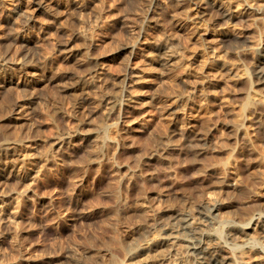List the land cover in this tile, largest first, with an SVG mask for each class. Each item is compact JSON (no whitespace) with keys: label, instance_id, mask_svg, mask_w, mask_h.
<instances>
[{"label":"rangeland","instance_id":"obj_1","mask_svg":"<svg viewBox=\"0 0 264 264\" xmlns=\"http://www.w3.org/2000/svg\"><path fill=\"white\" fill-rule=\"evenodd\" d=\"M21 1L0 0V68L48 54L60 69L32 83L0 82L1 136L28 135L39 161L21 164L20 172L32 168L29 178L8 181L6 206L19 207L16 223L0 234V264H194L158 233L171 223L196 224L214 207L203 242L220 243L226 257L240 244L241 263L259 257L264 264L256 215L264 211V77L257 74L264 70V0H88L84 24L76 13L49 23ZM139 29L151 41L176 34L174 64L155 63L149 55L165 54L138 42ZM67 39L71 60L63 59ZM132 44L142 70L127 92ZM85 69L94 75L84 80ZM83 91L95 102L85 116L67 117L65 107ZM18 102L28 114L8 126L4 117ZM190 102L201 136L172 145L170 121ZM144 113L153 121L142 129ZM67 132L75 134L53 147ZM217 223H247V231L233 236L223 227L222 243Z\"/></svg>","mask_w":264,"mask_h":264},{"label":"bare ground","instance_id":"obj_2","mask_svg":"<svg viewBox=\"0 0 264 264\" xmlns=\"http://www.w3.org/2000/svg\"><path fill=\"white\" fill-rule=\"evenodd\" d=\"M12 1L13 0H11V2ZM24 1L27 3V6L28 7H32L33 10L43 11L45 13V15H46V19L49 20V21L47 20L49 23H51V21H52V23H54L53 21H55L59 17V14H66V15L67 14L68 15L71 14L72 15V14L76 13V14H80L79 21L82 24H84L85 20L83 18V14L85 12H87L88 9H90L89 8L90 4H89L88 0H24ZM92 10H93V8H92ZM90 12L92 13V11H90ZM95 15H97V14H95ZM94 18H96V17L94 16L93 19ZM97 19H95V20H97ZM87 20H88V18H87ZM89 20H90V16H89ZM58 22H59V20H58ZM91 22H93V21H91ZM82 24H80V25H82ZM145 32L146 31L144 29L143 30L139 29V31L137 32V40H138V42H142L143 44L144 43L152 44L153 46L156 47L157 50L162 51L163 54H165V55H158L159 57H156L155 55H149L151 57V59L155 63H158V64H160L162 66L164 64H166V63H168V64H172L173 63L174 64L175 55L173 54V51L171 49V45H172L173 41H175V39H176L175 38L176 34L174 35L172 32L171 33L169 32V34H166L163 37H159L160 39H156L154 41H151L146 36ZM162 35H164V34H162ZM77 37H79V34L77 35ZM149 41H151V42H149ZM70 44H71V41L69 39L65 40V43L63 45L64 49L62 51L63 55H64L63 59L71 60V57L73 58V55H74V51H73V48H72L73 46L70 47ZM256 46H255V48H256ZM258 48H259V46H258ZM127 50H128V53H127L128 55H127L126 65L124 64L126 67L124 69L125 72H124V75H123L124 76L123 77V83H124L123 85H125V88H126L127 92H129L130 90L132 91V88H133L134 84H136L135 83V81H136L135 78H138L136 76L142 70V69H140L142 67H140V64H139V61H140L139 58H140L141 55H139L140 53H139L138 45L137 44L129 45V48H127ZM47 55H44V56L41 55L42 57H40V58L38 57L36 62L34 61L33 63H22V64L21 63H17V64H13V65H10V66L7 64L8 66L1 67L0 68V82L1 81H9L10 83H13V84H15L17 86V85H20V84H24V82H31L37 76H39L41 78L42 77L44 78L48 73H52V71H54L56 69L59 70L60 68L57 65L58 57H56L55 55H54V57H51L50 55L47 56ZM98 57H101V56L99 55ZM145 57H146V55H145ZM258 58H259V56H258ZM84 61H86V60H84ZM141 61H143V60H141ZM99 63L100 62H98V64ZM60 67H61V65H60ZM85 70H84V72H86V74L83 73L84 74L83 76H86V77H84V80H85V78H88V75H89V77H92V73H93V72L91 73L90 70H86V71ZM159 71H160V69H159ZM56 72H58V71H56ZM257 74L259 76H261V77H264V70L259 68L257 70ZM93 75H94V73H93ZM47 77L49 78V76H47ZM89 83H90V81H89ZM2 86H3V84H2ZM31 87H33V85ZM80 88H82V89L86 88V90L87 89L89 90L90 87L87 88V86L85 87V84H82V85H80ZM86 90H84V91H86ZM84 91L82 92L83 93L82 95L76 96V100L71 105V107H65L64 114L67 117H69V118L74 117V118L77 119L79 117L85 116L87 111L89 110V108H88V106H90L89 104L95 102L94 98L91 99L92 96H89L88 93L85 94ZM128 94H130V93H128ZM188 97H189V95H187V98ZM187 98H185V99L187 100ZM191 100H192V98H191ZM181 101H183V100H181ZM171 103L172 102H170V104L169 103H167V104L170 106ZM166 105H165V107L167 108L168 106H166ZM194 105H195L194 103L190 102V104L186 105L187 108L182 106L184 108L183 109L181 108L182 110L179 111L178 113L176 112L177 113V115L175 114L176 117L172 116V117H175V118H173V120L171 119L172 121H170L171 125H172V130L171 129L170 130H171L172 133L171 132H170L171 134L168 133L169 134L168 137H167V135L164 136V137H167L168 142H171L172 145H173V143H174V145H181L183 143V141H185L188 138L197 139V138H199V136H201L200 133H199L200 131H198L199 122L197 120V115L199 113L198 114L197 113H194V114L192 113L193 111L196 112L195 109L197 107L195 108ZM27 111H29V109H28V107H26L25 103L21 104V103L18 102L12 107V111H11V113H9L10 115H7L6 117H4V119L7 120V122L9 123L8 126L10 124L12 125V123H15V122L17 123L20 119H23L24 115L26 116L28 114ZM161 111H163V113H164V111H166V110L162 109ZM172 113H175V112H172ZM146 115L147 114H145V117L142 115L141 116L142 118L138 121V124L140 125V127H142V129L143 128H148L149 126H151L150 124L153 121L152 117H148L147 118ZM152 115H154V114L151 113V116ZM5 125H7V123ZM8 130H10V128ZM3 131H4V129H3ZM25 131H27V130H25ZM11 132L13 133L14 131L12 130V131H10V133ZM1 133H2V131H1ZM1 133H0V234L5 229H7V227H11L12 226V223L15 222V220L17 219V215H18V209L17 208L19 206L17 204H15L12 207V209H10V207L8 208L6 206V203H5L6 197L10 195V193H9V195L7 194L8 181L10 180V178L13 179V177H20L22 180L30 177V174L32 173V171L30 172V169L32 170V168H30L29 170H23L21 168L22 169L21 172L19 171L20 167L23 164H27V163L29 164L32 161H34L37 164H39L38 163L39 162L38 159L35 157V154H36L35 151H34L35 150V143H34L35 141L33 142L28 135L26 136L28 138L25 139V137L20 138V136H19L20 133L18 134V132H16V135L14 134L15 136H13V137H7V136L5 137V135L3 137V135L1 136ZM10 133L7 132V134H10ZM66 134L67 135L56 139L54 141L53 147L54 146L55 147L56 146L60 147V146H62V144L64 145V143H66V141H68L67 139L73 137L72 135L75 134V132L72 135L69 134L68 132ZM1 137H3V138H1ZM165 141H166V139H165ZM171 144H170V146H171ZM168 145H169V143H168ZM19 156H22V157L19 158ZM27 166H29V165H27ZM29 167H31V166H29ZM29 167H26V168H29ZM33 168H34V166H33ZM24 169H25V167H24ZM215 209L216 208L214 207L212 209L213 211L209 210V211L202 212L203 216H202V218L200 220H198L196 222V224H190L188 221H185L184 223H181V224L171 223V224L166 225L163 228V230L158 233L159 239H161L162 242H164L165 244L170 246L171 249H173V251H176L180 258L189 257V258H191V260L193 261L194 264H244V263H241V261L239 260L240 252L242 251L241 250L242 249V245L233 243L234 245L231 246V248L233 250V254L231 256H227L226 257V256H223L221 254V244L220 243L219 244H215V245H207L200 238L201 236L207 235V234L210 233L209 230L211 229V226H212V223H213V219H214V216H215L213 212H214ZM256 215H257V221H258L257 223H258V225L261 228L264 229V211H259V212L256 213ZM15 226H16V224H15ZM15 226H14V228H15ZM223 227L225 228L226 226L222 225V223L218 224L215 227L213 225V229L215 230V232H217L220 235V237H222V240H221L222 243H224V241H223V239H224L223 238V233H224L223 232L224 231ZM227 227H228V230L226 229L227 233H229L230 235H233V236L234 235L236 236V235L243 234V233H245L247 231V223H242V224L241 223H232V224L227 225ZM8 229H10V228H8ZM262 234L264 235V233H262ZM246 242H247V240H246ZM179 243H183V247L181 249L178 248V244ZM149 245L146 244V245L141 246L140 247V249H141L140 250V252H141L140 254H144V253L146 254V252L150 250V246ZM257 252H258L257 256L262 257L263 251L259 250ZM126 256L132 258L133 260H138L139 259V254H137L135 252H131L130 250L126 251ZM254 258H255V256H254ZM260 259L261 258L257 257V258L254 259V261L252 263H247V264H261V260Z\"/></svg>","mask_w":264,"mask_h":264}]
</instances>
